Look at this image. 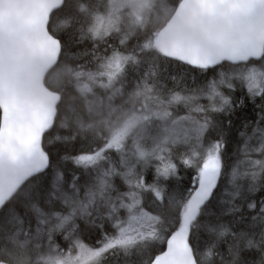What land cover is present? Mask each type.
I'll list each match as a JSON object with an SVG mask.
<instances>
[{
  "label": "snow or ice",
  "instance_id": "6c2138e0",
  "mask_svg": "<svg viewBox=\"0 0 264 264\" xmlns=\"http://www.w3.org/2000/svg\"><path fill=\"white\" fill-rule=\"evenodd\" d=\"M68 7L69 0H0V264H106L121 253L141 255V264H214L218 243L227 236L234 241L228 247L231 264H239L241 242L245 250L260 251L264 264V231L257 241L208 222L205 231L214 239L204 249L190 239L226 174L231 191L225 187L223 194L230 198L220 203L232 215L243 211L234 203L242 194L240 182L264 175L259 160L248 162L259 171H241L236 164L226 173L223 138H206L212 114H231L244 103L223 89L235 92L238 82L248 99H264V0H76L77 15ZM70 28L79 33L78 42H92L90 51L67 54L61 31ZM85 57L90 59L80 63ZM164 63L228 70L178 91L160 81ZM69 87L76 95H69ZM180 107L183 116L174 114ZM70 120L71 135H53L69 129ZM260 124L264 118L248 140L257 137L260 146L253 151L264 155ZM77 140L79 151L63 159L91 179L78 186L80 177L73 174L68 196L51 146ZM242 151L248 154L247 140ZM174 160L195 173L180 196L163 184L177 177ZM148 167L154 168L152 183L144 175ZM117 176L127 191L114 187ZM49 180L50 189L41 187L45 203L59 201L64 211H45L35 196V182ZM142 193L166 204L169 216L148 210ZM25 205L22 216L19 207ZM245 207L264 224V201ZM29 211L34 228L31 221L25 226ZM78 220L97 229L98 238L85 242ZM97 220L106 221L107 230ZM56 233L69 242L67 249L55 243ZM156 244L163 249H154Z\"/></svg>",
  "mask_w": 264,
  "mask_h": 264
},
{
  "label": "trees",
  "instance_id": "16d2710c",
  "mask_svg": "<svg viewBox=\"0 0 264 264\" xmlns=\"http://www.w3.org/2000/svg\"><path fill=\"white\" fill-rule=\"evenodd\" d=\"M91 2L94 3L95 0H91ZM75 3L76 0H69V7L65 9V11L70 12L72 15H77L74 7ZM61 39L62 42H67V54L69 56L77 55L85 51H90L92 48V42L90 40L78 42L79 33L75 31V28H70L67 31H61ZM88 59H90V57H85L79 62L86 63ZM161 68L162 70L160 73V81L164 85L166 83L167 88L176 89L178 91L180 90V88L184 87L188 89H194L199 85H203L207 80L215 78L218 72L228 70V66L225 65L223 69L216 68L215 70L201 72L200 70L193 69L190 66L178 65L176 63H164L161 65ZM146 69L147 64L142 65L139 71L135 74V76H138ZM135 76L130 73V79H135ZM173 76L177 78L179 86H176L177 83L173 82V80L171 79V77ZM236 87L237 90L235 92H229L226 88L223 89V91L225 92V95L231 96L234 101L243 99V105L236 107L231 114H212L211 119L213 121V125L210 128L209 132L206 134V138H211L213 140L218 137L223 138L224 143L226 145L223 153L226 173L230 172L231 166L236 164L240 165L241 171H259L258 168V170L251 169V165L248 162L253 160L264 161V155L253 151V149L258 148L260 146L258 138L254 137L253 139L248 140V136H251L252 134V127L257 126L261 117L264 118V99H261L259 97L255 99H248L245 96L244 92L240 90L238 82ZM67 91L70 96L76 95L75 91L71 87H69ZM202 101L203 100L200 101L201 104H207V102ZM117 103H119V101H117ZM174 114L180 116L184 115L186 114V109H184L183 107L175 109ZM196 118L200 119V117L198 116ZM229 120H231V126H229L228 124ZM69 124V129H55L53 135L57 133L63 136L71 135L72 131L74 130V125L72 124L71 120L69 121ZM245 124L248 125L247 129L243 127ZM263 125L264 124H260L259 126L264 127ZM241 131H244L246 133L244 137H241L239 135ZM246 140L248 153L247 155H245L242 151ZM80 147L81 141L79 140H77L74 144L64 145L54 143L51 146L53 162L54 164L59 165L60 171L64 173V183L62 186V192L67 194L68 196L72 195V193L68 189V185L71 183L73 174L80 177V180L78 181V186L85 185L91 179L90 175L86 174L82 168L74 166V164L70 160L63 159V157L65 156L75 155L79 151ZM180 151H185V149L181 147ZM112 159L113 161H116V154H112ZM173 162L177 164V177H170L167 181L163 182V184L170 195L180 196L185 191V189L189 187L192 176L195 173L193 169L185 168L184 166H182L178 160H174ZM144 175L147 183H152L154 177V168L148 167L144 169ZM122 182L123 180L119 176L114 177L112 180L113 185L115 187L117 186L116 189L121 192L127 191V186L124 184V182ZM240 183L242 186V194L240 198L234 201V203L237 206L241 207L243 211L239 215H232L226 213V209L229 207V205L220 203L221 200H228L230 198L223 194L225 187L228 188L229 192L231 191V187L228 185L227 174L221 180L220 186L216 191L212 202L209 204L206 210L208 214L201 218V226L199 227V229H194L193 235L190 237L192 242L199 243L201 249H204L206 244L214 239V237L210 236L205 231L204 225L208 222H211L212 224L225 225L230 228L231 231L234 233L245 232L252 236L254 235L253 237L257 241L260 239V233L261 231H264V224H262L260 220H252V217L254 215H257V213L250 211L247 207H245V204L247 202H257V204L259 205L260 202L264 201V175L259 176L254 183L253 181H251V179L242 180ZM50 186V180L47 184L44 185H41L40 181L35 182V196L41 204V207H43L45 211H64V206L59 201H55L51 205H47L45 203L46 196L45 193L41 192V187H43L45 190H48L50 189ZM251 188H254L255 190L249 191V189ZM142 198L148 210L153 211L155 213H160L164 216H169V210L167 208V205L157 203L151 193H142ZM19 211L21 215L24 216L26 211V205L19 207ZM25 220V226H27V221H31L32 227H35L36 220L34 215L30 211L25 216ZM79 222L81 224L82 230L81 237L85 239V242H90V237L98 238L99 232L97 229H85L81 221L78 220L77 223ZM101 222L105 223V228L107 230V222L97 220V223ZM251 228H253V230ZM53 239L55 243L60 246L61 249H67L70 246L69 242L66 241L63 238V235L60 233L54 234ZM43 243L45 244L44 250L46 251V240ZM233 243L234 241L231 236H227L219 241L218 246L216 248V252H218L220 255L215 258L214 264H221L220 257H223V264H231L232 257L229 255L228 247L230 244ZM0 245H3V241H0ZM163 247L164 246L161 244L154 245V249L162 250ZM257 258L259 259L258 261ZM141 259L142 256L137 255L136 253H133L132 255L127 257H125L123 253H121L116 257L110 256L106 264H141ZM260 260V251L257 252L256 250H245L243 248V242H241L239 264H260Z\"/></svg>",
  "mask_w": 264,
  "mask_h": 264
},
{
  "label": "bare ground",
  "instance_id": "6f19581e",
  "mask_svg": "<svg viewBox=\"0 0 264 264\" xmlns=\"http://www.w3.org/2000/svg\"><path fill=\"white\" fill-rule=\"evenodd\" d=\"M180 81V80H179ZM165 85H166V83H165ZM168 86V85H167ZM177 86V85H176ZM171 88V87H170ZM173 88V87H172ZM175 88V87H174ZM169 89V88H168ZM183 113V112H182ZM185 115V114H184ZM183 116V115H182ZM262 118V117H261ZM259 120V119H258ZM261 120V119H260ZM264 126V125H263ZM253 128V127H252ZM252 133V132H251ZM208 136V135H207ZM211 139V138H210ZM241 142V141H240ZM249 142V141H248ZM242 144V143H241ZM244 144V143H243ZM239 158V157H238ZM256 158V157H255ZM242 159V158H241ZM254 161V160H253ZM258 170V169H257ZM261 181V180H260ZM59 205V204H58ZM44 206V205H43ZM53 208V207H52ZM247 211H248V209H247ZM225 212V211H224ZM24 214V213H23ZM224 222V221H223ZM241 222V221H240ZM80 223V222H79ZM226 223V222H225ZM253 223V222H252ZM235 227V226H234ZM239 227V226H238ZM242 227V226H241ZM248 228V227H247ZM252 230H253V228H251ZM242 231V230H241ZM256 231V230H255ZM254 236V235H253ZM230 239V238H229ZM226 240V239H225ZM44 242V241H43ZM258 252V251H257ZM254 254V253H253ZM259 255V254H258ZM259 259L257 258V261H258ZM256 264V263H255Z\"/></svg>",
  "mask_w": 264,
  "mask_h": 264
},
{
  "label": "rangeland",
  "instance_id": "374dc122",
  "mask_svg": "<svg viewBox=\"0 0 264 264\" xmlns=\"http://www.w3.org/2000/svg\"><path fill=\"white\" fill-rule=\"evenodd\" d=\"M202 102H207L206 100H203ZM182 116V115H181ZM123 183V182H122ZM115 187V186H114ZM115 188H117V186L115 187Z\"/></svg>",
  "mask_w": 264,
  "mask_h": 264
}]
</instances>
